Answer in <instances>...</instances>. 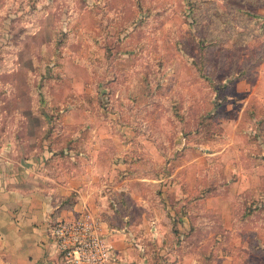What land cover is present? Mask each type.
I'll list each match as a JSON object with an SVG mask.
<instances>
[{"label": "rangeland", "instance_id": "obj_1", "mask_svg": "<svg viewBox=\"0 0 264 264\" xmlns=\"http://www.w3.org/2000/svg\"><path fill=\"white\" fill-rule=\"evenodd\" d=\"M260 73L264 0H0V141L11 135L30 153L75 137L85 151L90 135L130 129L166 158L173 149L175 165L178 137L180 160L223 140L231 156L180 176L224 193L228 160L264 161V102L252 89ZM261 189L244 202L260 206L264 236ZM194 221L211 228L219 211ZM204 234L189 242L205 237L208 253Z\"/></svg>", "mask_w": 264, "mask_h": 264}, {"label": "crops", "instance_id": "obj_2", "mask_svg": "<svg viewBox=\"0 0 264 264\" xmlns=\"http://www.w3.org/2000/svg\"><path fill=\"white\" fill-rule=\"evenodd\" d=\"M263 80L260 73L252 88L260 94L259 103L264 102ZM98 135L93 141L90 135L85 151L75 137V146L55 148L45 142L33 153L7 137L11 135L2 138L0 264H66L52 226L77 219L85 210L101 221L114 246L116 257L109 264H261L263 228L254 222L260 206L244 201L260 197L264 161L228 160L227 191L209 193L197 187L201 179L180 174L206 169L211 158L221 162L231 156L232 147L223 140L210 144V153L189 149V157L180 160L178 137L179 161L174 165V150L166 158L162 147L143 133L124 129ZM169 163L172 167L165 172ZM237 201H242L241 215ZM213 210L219 211L220 224L209 229L195 224L196 211L207 215ZM198 230L211 239L208 253L205 237L196 248L189 242Z\"/></svg>", "mask_w": 264, "mask_h": 264}, {"label": "built area", "instance_id": "obj_3", "mask_svg": "<svg viewBox=\"0 0 264 264\" xmlns=\"http://www.w3.org/2000/svg\"><path fill=\"white\" fill-rule=\"evenodd\" d=\"M51 234L66 264H109L116 257L101 221L89 210L77 219L55 222Z\"/></svg>", "mask_w": 264, "mask_h": 264}]
</instances>
